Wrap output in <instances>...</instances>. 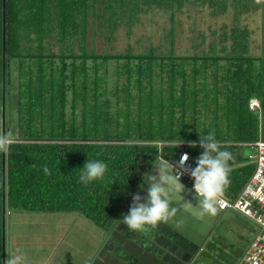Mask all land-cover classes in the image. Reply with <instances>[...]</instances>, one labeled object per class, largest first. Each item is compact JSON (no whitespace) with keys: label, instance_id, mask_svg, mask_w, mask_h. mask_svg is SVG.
Wrapping results in <instances>:
<instances>
[{"label":"trees","instance_id":"16d2710c","mask_svg":"<svg viewBox=\"0 0 264 264\" xmlns=\"http://www.w3.org/2000/svg\"><path fill=\"white\" fill-rule=\"evenodd\" d=\"M185 2L214 17L235 11L220 36L231 42L226 54L213 42L210 54L177 55L172 28L158 54H98L87 43L111 42L122 27L130 36L152 11L172 23ZM259 9L258 0H0V130L15 138L0 152V224L7 210L72 213L109 233L152 164L185 152L195 168L199 136L212 132L233 156L220 194L233 200L255 167L253 144L264 141V56L250 53L251 30L238 27ZM250 98L259 109L249 110ZM88 158L107 171L85 185Z\"/></svg>","mask_w":264,"mask_h":264},{"label":"crops","instance_id":"0c3cea01","mask_svg":"<svg viewBox=\"0 0 264 264\" xmlns=\"http://www.w3.org/2000/svg\"><path fill=\"white\" fill-rule=\"evenodd\" d=\"M154 172L153 168L151 173ZM155 174L159 175L158 172H155ZM181 182L184 186L190 188L182 180ZM142 185L143 190L141 192L143 197H141V202H144L148 196V184L144 182ZM186 187L184 192L181 193L183 199L174 198L172 207L178 209L176 215L165 220L174 224L179 231L181 228L189 226L192 234L200 237L205 234V239H208L211 230H207L205 227L216 224L217 220L210 219V217L207 221L205 219L202 220L205 215L208 216V213L205 211L203 215H199L201 212L199 204L192 203L193 208L191 211H185L181 207L189 194ZM128 207L116 225H119V231L115 233L112 241L108 240L105 231L77 214L19 213L7 210L0 224V264H5L9 255H22L21 264H92L98 259L99 261L96 264H101L100 253L102 252V258L105 257V259L108 258L109 250L112 249L114 253H117L116 242L123 243L126 246H132V243L140 244L141 242L147 245L148 242L146 243V240L143 241L142 236H136L132 229H128V226L123 224L122 218L128 214ZM225 213L218 212L217 215L220 216ZM237 216L242 219L244 228H248L250 232L253 231L254 226L251 221L240 215ZM157 225L160 224L157 223ZM152 226L149 225L146 228H151ZM142 230L144 231L145 229ZM146 248L149 249V247ZM18 249L19 252H17ZM140 250L139 248L133 249L138 254L142 253ZM149 250L152 254L155 252L151 247ZM208 251L207 262L211 263L213 260V257L210 256L212 250L208 248ZM163 253H161L162 256ZM159 261L158 259L151 260V264H161V261Z\"/></svg>","mask_w":264,"mask_h":264},{"label":"rangeland","instance_id":"374dc122","mask_svg":"<svg viewBox=\"0 0 264 264\" xmlns=\"http://www.w3.org/2000/svg\"><path fill=\"white\" fill-rule=\"evenodd\" d=\"M258 2L260 4L259 11L239 17L238 27H246L251 30L250 53L255 56H264V0H258ZM226 13L220 17H214L211 16L209 9L201 10L196 3L185 2L182 9L174 15L172 23H170L169 12L152 11L141 15V24L134 31L132 30L130 36L122 27L115 33L114 40L111 42H105L102 37L97 36L92 37L93 39L89 38L87 43L89 47L93 46L98 54L125 53L128 46L132 48L134 54L146 53L151 48H155V54H158L169 50L171 39L168 30L172 28L175 54L194 55L205 51L210 54L208 47L215 42L217 46L215 53L222 56L228 52L231 42H220V36L234 24L233 14L235 11L229 10ZM224 45L227 47V51H220ZM54 50H56L55 47ZM113 67L111 65L110 76L114 75ZM243 153L252 159L255 157V151L252 148L245 147ZM253 162L255 161L253 160ZM242 223V219L233 212L220 215L219 227L218 229L216 227L215 231V243L208 247L212 250L210 256L213 257V260L208 263L206 256L203 258L202 264H235L238 261L249 246L254 234L253 231L250 232L248 228H244Z\"/></svg>","mask_w":264,"mask_h":264},{"label":"clouds","instance_id":"9594fccd","mask_svg":"<svg viewBox=\"0 0 264 264\" xmlns=\"http://www.w3.org/2000/svg\"><path fill=\"white\" fill-rule=\"evenodd\" d=\"M257 109H259V106ZM14 139L11 132L0 130V152H8ZM198 143L203 152L196 160L195 168H185L189 155L182 153L175 166L163 159L162 156L157 163L152 164L155 172H158L159 175H156L155 172L144 173L143 180L148 184V196L144 202H141L142 198L139 194L133 196L130 211L122 218L126 226L133 230L145 229L146 226H154L168 217L175 216L178 209L172 207V205L174 198L183 199L181 193L184 192L185 186L181 182V176L184 172H189L194 179L193 191L199 198L201 209L199 215H203L205 211H215L216 198L222 194L225 186L229 183V161L233 159V156L229 151L221 150L215 132L206 136H199ZM189 145L195 148L197 142H189ZM176 168L182 171L178 172ZM44 171L48 174L49 169L47 166L44 167ZM106 171L107 164L104 161L88 158L83 167L80 168L79 182L87 185L96 179L103 178ZM141 188H143V185H141ZM181 207L185 211H191L193 208L191 200H185ZM253 231L255 234V226ZM17 252H19V249ZM7 257L5 264H21L23 259L22 255H9Z\"/></svg>","mask_w":264,"mask_h":264},{"label":"built area","instance_id":"2783aa9c","mask_svg":"<svg viewBox=\"0 0 264 264\" xmlns=\"http://www.w3.org/2000/svg\"><path fill=\"white\" fill-rule=\"evenodd\" d=\"M258 106L256 98L248 100L249 110H255ZM253 147L256 150L255 167L242 190L233 200L218 195L214 203L218 211L233 212L248 219L256 227V233L237 264H264V141L255 142ZM182 153L185 152H181L170 164L175 166ZM185 168L193 169L190 157ZM176 171L182 170L176 168ZM181 180L193 191L194 179L189 172H184Z\"/></svg>","mask_w":264,"mask_h":264},{"label":"flooded vegetation","instance_id":"af4514ba","mask_svg":"<svg viewBox=\"0 0 264 264\" xmlns=\"http://www.w3.org/2000/svg\"><path fill=\"white\" fill-rule=\"evenodd\" d=\"M216 227L218 229L219 226L211 224L210 227L208 225L205 227L207 230H211L208 239H205V234V236L202 235L204 233V229L202 230L203 233L200 237L199 235L192 234L191 227H183L180 229V232L184 234V237L174 234V243H171L164 238L167 237V234H169L170 230L168 228L162 227L161 225L156 224L151 228L147 227L145 228L144 232L146 237L150 238L155 243H157V245H159L157 246L155 244L156 246L153 245L154 248L151 249L156 250L163 247L162 251L164 253H162L164 256V262L166 264H202L203 258L209 254L208 247H211L213 243H215ZM110 257L112 256L109 254L108 258ZM116 257L119 258L117 254ZM100 258H102V252L100 253ZM102 259L106 260L105 257ZM112 259L114 258L112 257ZM124 259L129 260L128 263L132 264L129 256H125ZM97 261H99V259ZM97 261L94 264H96ZM118 262L121 264L120 259Z\"/></svg>","mask_w":264,"mask_h":264},{"label":"water","instance_id":"95a60500","mask_svg":"<svg viewBox=\"0 0 264 264\" xmlns=\"http://www.w3.org/2000/svg\"><path fill=\"white\" fill-rule=\"evenodd\" d=\"M3 98H4V96H3ZM3 98H2V106H3V104H4V102H3ZM146 184V183H145ZM186 187V186H185ZM186 189H187V191H188V195L186 196V198H187V200H191V202L194 204H199V198L196 196V194L190 189V188H187L186 187ZM143 190V188H141V190L137 193V194H139V196L140 197H143V195H142V191ZM132 203H133V200L131 201V203H130V206L128 207V209H127V211H128V213H129V211H130V207H131V205H132ZM214 208H215V211L214 212H210V211H207V213H208V216H204L203 217V219L202 220H206L207 221V219L210 217V219H216L217 220V223L215 224V225H218V223H219V220H220V216L219 215H217L218 214V209L216 208V206L214 205ZM127 211H126V213H127ZM125 213V214H126ZM124 224V223H123ZM158 224H160V225H162L163 227H165V228H168L169 230H170V232H169V234H167V237H164L162 234V236L167 240V241H169V242H171V243H174V241H173V239H174V234H176V235H179V236H184V234L183 233H181L176 227H175V225L174 224H172V223H170L169 221H167V220H162V221H160V222H158ZM117 225V224H116ZM115 225V227L109 232V233H107V237H108V240L109 241H112L113 240V238L115 237L114 235H115V233H117L118 231H119V225L118 226H116ZM125 225V224H124ZM128 229H130L129 227H128ZM133 230V229H132ZM134 231V234L136 235V236H142V238H143V241H145L146 240V243L147 242H150V243H148L147 245H145V244H143L141 241V243L140 244H134V243H132V246H126L125 244H123V243H118V242H116L115 244H116V249H117V253H114V251H112V249L111 250H109V254L114 258V259H112V257H110V258H107L106 260H103L102 258H100V262H101V264H120L118 261H119V259H120V261H121V264L122 263H128L129 262V260H125L124 259V257L125 256H129V258H130V260H131V262H132V264H151V260L153 261V260H160L159 262L161 263V264H166L165 262H164V256H162L161 255V253H162V250H163V247H161L160 249H157V250H155V252L153 253V254H155V255H153L152 253H150L149 252V250L146 248V247H151V248H154V246L153 245H157V243H155L153 240H151L150 238H148V237H146V236H143L144 234H145V232L142 230V229H136V230H133ZM134 239V238H133ZM152 243V244H151ZM155 245V246H156ZM176 245V244H175ZM157 246H159V245H157ZM139 248V250L142 252V253H140V254H138L137 253V251H133V249H138ZM116 254L119 256V258H117L116 257ZM97 261V260H96ZM95 261V262H96ZM95 262H93L92 264H94Z\"/></svg>","mask_w":264,"mask_h":264}]
</instances>
